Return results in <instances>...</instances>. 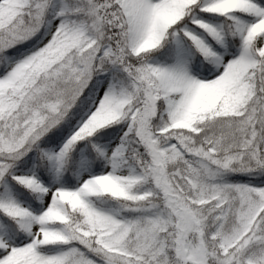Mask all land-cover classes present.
<instances>
[{
    "label": "snow or ice",
    "instance_id": "snow-or-ice-1",
    "mask_svg": "<svg viewBox=\"0 0 264 264\" xmlns=\"http://www.w3.org/2000/svg\"><path fill=\"white\" fill-rule=\"evenodd\" d=\"M0 264H264V0H0Z\"/></svg>",
    "mask_w": 264,
    "mask_h": 264
}]
</instances>
